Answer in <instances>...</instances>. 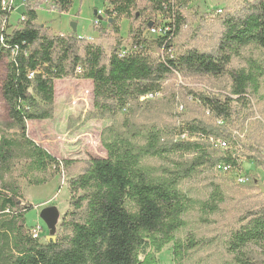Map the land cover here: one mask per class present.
Listing matches in <instances>:
<instances>
[{
  "label": "trees",
  "instance_id": "trees-1",
  "mask_svg": "<svg viewBox=\"0 0 264 264\" xmlns=\"http://www.w3.org/2000/svg\"><path fill=\"white\" fill-rule=\"evenodd\" d=\"M5 1L0 0L4 21L0 60L6 55L10 62L2 96L17 131L11 136L0 131V264H26L35 252L51 259L65 250L84 252L85 264H156L146 250L160 251L174 242L193 205L192 197L182 189L185 182L220 164L242 170L240 160L230 152L232 137L225 126L199 120L178 127L140 125L130 120L109 129L103 140L107 157L92 159L68 181L72 210L65 215L61 236L42 244L27 226L26 217L34 206L24 202L14 172L23 164L21 177L38 187L51 182L70 163L59 161L31 140L27 124L53 120L56 81H91L94 111L87 119L115 120L141 97L161 95L164 82L172 77L224 74L242 49L264 50V0L245 1L226 10L217 16L207 48L194 46L178 53L173 44L189 27L185 11L191 0H107L105 20L116 34L122 19L139 22L130 30L132 47L122 50L119 42L109 53L101 44L75 34L57 35L37 24V10L46 0H26L21 25L11 30L8 20L13 10L11 5L4 9ZM73 2L53 0L54 10L67 13ZM151 29H163L164 34L150 35ZM256 87L254 73L242 70L232 75L231 94L225 100L196 96L217 120L224 121L232 114L231 96L246 101L249 88ZM143 103L148 110L153 101ZM218 141L228 144L226 153H216ZM254 152L249 158L264 167L261 153ZM150 159L170 164L157 170L148 166ZM209 207L216 211L217 206ZM196 247L192 240L187 249ZM185 248L176 243L174 254L181 258ZM226 249L235 264H264V205L243 213L229 234Z\"/></svg>",
  "mask_w": 264,
  "mask_h": 264
},
{
  "label": "rangeland",
  "instance_id": "rangeland-1",
  "mask_svg": "<svg viewBox=\"0 0 264 264\" xmlns=\"http://www.w3.org/2000/svg\"><path fill=\"white\" fill-rule=\"evenodd\" d=\"M245 1L252 0H191L185 11L189 27L175 39V51L178 53L194 46L207 48L217 16L224 14L226 10L235 9ZM8 2L13 10L8 26L13 30L21 25L26 0H8L7 5ZM108 8L107 0H74L71 9L60 14L54 10L53 0H46L37 10V24L50 28L57 35L75 34L78 38L101 44L107 53L119 42L122 50H129L132 47L130 30L138 27L139 22L122 19L119 23L120 32L116 34L105 20ZM100 12V27H97L95 25ZM73 24H76V33L73 32ZM3 26V18L0 17V29ZM145 36L151 38L148 33ZM158 52L153 50L155 56H158ZM9 62L10 58L6 55L0 60V131L11 136L17 130L12 127L8 106L2 96V84L7 76ZM242 70L254 73L257 87L249 88L246 101L240 102L236 96H231V116L224 121L217 120L197 100L196 95L210 98L215 95L225 100L231 94L232 75ZM163 85L161 97L152 100L148 110L140 100L132 103L129 110L122 111L115 120H91L87 116L94 111L93 83L77 79L55 82L53 120L29 122L27 135L56 159L67 161L70 165L51 182L38 187L29 185L21 177L19 168L23 164L14 172L24 195V202L34 206L26 220L27 226L32 230L40 229V243L46 244L48 237L58 240L61 236L65 215L72 210L68 181L81 174L92 159L107 157L103 140L108 138L109 129L130 120L140 125L154 123L172 127L192 120L203 121L205 124L220 122L232 137L230 152L240 160V172L249 176V184H237L236 172L224 174L214 169L186 181L182 189L192 197L193 205L183 217L184 227L175 234L174 242L165 245L160 251L154 247L146 251L154 257L156 264H235L226 249L229 234L247 209L264 205V167H257L249 158L254 155V151H259L264 161V50L255 47L242 49L222 75L172 77ZM214 149L217 154L227 152L218 147ZM172 158L178 159L179 156ZM147 164L158 170L169 165L170 161L150 159ZM209 205L217 206L216 211H211ZM48 207H54L59 212L54 233H51L40 217V212ZM192 240L196 241L197 247L189 250L187 247ZM176 243L186 247L181 258L174 254ZM249 249L257 247L251 246ZM86 259L84 252L75 250L61 251L51 259L44 252H35L27 257L26 264H85Z\"/></svg>",
  "mask_w": 264,
  "mask_h": 264
},
{
  "label": "built area",
  "instance_id": "built-area-1",
  "mask_svg": "<svg viewBox=\"0 0 264 264\" xmlns=\"http://www.w3.org/2000/svg\"><path fill=\"white\" fill-rule=\"evenodd\" d=\"M8 5H10V3L8 2ZM6 1L2 3V6L4 7V9L8 6ZM98 13H96L97 15ZM101 12L99 13V16L97 17V21H96V25L97 27L100 26V21H101ZM150 35H153V36H159V35H162L164 34V30L163 29H151L149 31ZM92 42V41H91ZM124 54V51L121 52V55ZM80 71V69L78 70ZM161 95L160 94H149V95H146V96H143L141 97V101H146V100H156L158 98H160ZM219 124H221L219 122ZM186 136H183L182 139H185ZM216 147H218L219 149L223 150V151H226L229 149V146L227 143L223 142V141H218L216 142ZM216 171H219L220 173H224V174H229V173H235V179H236V182L237 184L239 185H247L249 184L250 182V178L249 176L241 173L240 171L238 170H234L231 166H227V165H224V164H220L219 166L216 167ZM31 234L34 238L36 239H39L41 238V231L40 229L38 228H35L31 231Z\"/></svg>",
  "mask_w": 264,
  "mask_h": 264
},
{
  "label": "water",
  "instance_id": "water-1",
  "mask_svg": "<svg viewBox=\"0 0 264 264\" xmlns=\"http://www.w3.org/2000/svg\"><path fill=\"white\" fill-rule=\"evenodd\" d=\"M73 32L76 33L77 27L76 24L72 25ZM41 219L45 222V224L50 229L51 233H54L56 230L58 218H59V212L54 207H48L43 209L40 212ZM48 241L55 240V237H48Z\"/></svg>",
  "mask_w": 264,
  "mask_h": 264
}]
</instances>
